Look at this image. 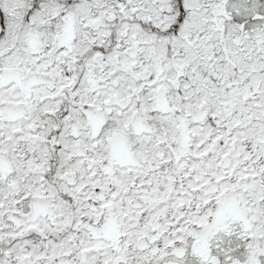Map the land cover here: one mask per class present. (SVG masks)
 I'll return each mask as SVG.
<instances>
[{"label": "snow or ice", "instance_id": "6c2138e0", "mask_svg": "<svg viewBox=\"0 0 264 264\" xmlns=\"http://www.w3.org/2000/svg\"><path fill=\"white\" fill-rule=\"evenodd\" d=\"M0 264H264V0H0Z\"/></svg>", "mask_w": 264, "mask_h": 264}]
</instances>
